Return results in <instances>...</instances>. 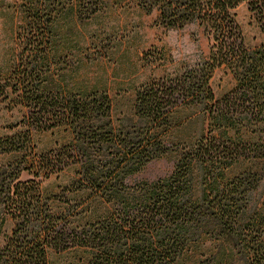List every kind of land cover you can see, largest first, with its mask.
Here are the masks:
<instances>
[{
  "label": "trees",
  "instance_id": "trees-1",
  "mask_svg": "<svg viewBox=\"0 0 264 264\" xmlns=\"http://www.w3.org/2000/svg\"><path fill=\"white\" fill-rule=\"evenodd\" d=\"M100 2L93 0L87 10L81 0L78 16L89 17ZM240 2L255 13L264 34V0L141 1L147 10L158 5L157 19L164 26L196 21L210 38L209 54L174 77L140 84L134 97L136 118L117 124L106 91L73 90L62 81V67L54 71L59 62L49 56L54 15L25 9L29 36L22 49L27 54L13 62L3 84L15 103L27 107L28 127L0 136V154L15 153L0 162V213L14 221L0 239V264H51L50 248L70 247L88 253L77 264H176L204 234H234L251 241L257 227L251 220V229L242 228L243 200L259 177L248 171L244 177L225 178L224 169L237 154L227 146L214 150L209 139H201L179 153L169 174L126 182L166 152L160 135L178 103L207 112L224 136L243 128L250 139H264V41L245 45L233 11ZM60 62L67 64L62 58ZM222 64L235 85L217 100L209 79ZM57 126L70 129L72 139L55 150L37 152L30 129ZM262 147L264 143L257 146ZM258 156L264 158V150ZM69 165L75 166L74 189L85 190L87 202L55 211L40 185Z\"/></svg>",
  "mask_w": 264,
  "mask_h": 264
},
{
  "label": "rangeland",
  "instance_id": "rangeland-1",
  "mask_svg": "<svg viewBox=\"0 0 264 264\" xmlns=\"http://www.w3.org/2000/svg\"><path fill=\"white\" fill-rule=\"evenodd\" d=\"M80 1L0 0V136H11L28 127L27 107L15 103L10 88L3 85L13 62L21 59L20 54L22 58L27 54L22 49L29 36L28 27L24 25L27 7L39 8L55 17L49 56L59 62L62 58L67 64L55 63L54 71L62 67V81L65 80L73 90L106 91L116 124L120 119L136 118L134 97L140 84L174 77L194 63L205 60L209 54L211 41L201 25L190 21L182 27L164 26L157 19L158 5L147 10L148 7L140 4L143 0H101L97 10L89 17L81 18L78 16ZM92 2L83 0L85 9L88 10ZM233 11L245 45L252 47L263 42V31L247 3L240 2ZM209 83L215 99L220 100L232 90L235 79L222 64L213 69ZM168 121L170 124L160 135L167 146L166 152L129 175L127 183L169 174L179 153L201 139H209L211 149L227 146L228 150L237 152L224 169L225 178L244 177L248 171L256 172L259 177L258 183L247 191L243 200L242 228L245 231L251 229L248 224L251 220L257 227L255 234L249 232L253 235L251 241L242 242L234 234L217 238L204 234L186 247L177 257L176 264H197L200 261L206 264H264V158L258 156L264 148H257L264 139H250L243 128L224 136L215 123L209 122L207 112L196 106L176 104L170 110ZM30 135L37 152L55 150L72 139L70 129L63 126L31 128ZM14 155L13 152L2 153L0 162ZM74 177L75 166L69 165L41 182V190L49 196L55 211L68 206L79 208L87 202L85 190L74 189ZM247 179H243L245 184L249 181ZM96 207H99L98 203ZM13 224L10 215L0 213V239ZM87 255L80 247L48 250L51 264H77L79 258L85 259Z\"/></svg>",
  "mask_w": 264,
  "mask_h": 264
}]
</instances>
